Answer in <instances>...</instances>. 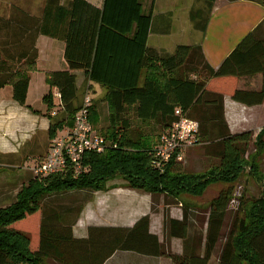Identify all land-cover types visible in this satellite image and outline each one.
Listing matches in <instances>:
<instances>
[{"label":"trees","instance_id":"obj_1","mask_svg":"<svg viewBox=\"0 0 264 264\" xmlns=\"http://www.w3.org/2000/svg\"><path fill=\"white\" fill-rule=\"evenodd\" d=\"M198 1L207 11L191 10L189 19L193 28L204 32L214 0ZM150 21V11L144 13L140 0H103L100 8L86 0L66 4L45 0L38 17L18 8L6 18L0 17V89L10 86L12 100L33 114L38 112L25 102L29 74L37 59L35 41L42 35L64 43L67 70L48 73L45 79L50 89L57 90L63 114L60 121L50 122L47 144L63 128L72 126L73 116L81 107L75 103L74 71H83L85 80L106 89L103 101L108 126L99 128V113L93 104L88 119L109 143L102 153L83 156L81 164L87 171L74 176L68 168L63 174L44 178L32 174L15 200L0 207V264H104L118 251L164 255L171 264L208 263L229 206L230 185L242 174L252 141L250 131L230 133L223 97L228 95L248 106L262 103L264 20L239 41L216 70L207 64L200 45H179L172 54L148 49ZM255 75L261 76L259 91L236 89L238 79ZM42 103L47 113L54 108L51 91L42 97ZM175 109L197 122L201 144L216 146L219 165L199 174L176 172L180 162H169L162 173L151 167V152L163 130L176 121ZM132 117L147 125L144 127L155 122L162 131L154 139L133 138ZM263 139L264 126L254 141L259 150L264 148ZM249 168L253 173L255 166ZM116 177L132 190L173 199L201 196L213 184L229 185L209 202L203 255L197 253L199 241L196 245L187 238L185 212L181 220L167 219L164 223L169 238L183 240L182 255L163 249L157 236L149 232L148 215L130 228L89 227L85 238L74 237L73 225L87 196L104 191L106 182ZM71 192L89 195L77 208L43 206L48 197ZM241 207L239 204L238 212ZM218 264H264V192L250 202L243 218L234 220Z\"/></svg>","mask_w":264,"mask_h":264},{"label":"crops","instance_id":"obj_2","mask_svg":"<svg viewBox=\"0 0 264 264\" xmlns=\"http://www.w3.org/2000/svg\"><path fill=\"white\" fill-rule=\"evenodd\" d=\"M44 1L0 0V17L6 18L14 8L24 10L30 15L38 17ZM68 1L70 0H61V3L66 4ZM86 1L97 8H100L103 3V0ZM150 4L151 21L146 47L150 50L172 54L179 45H200L207 64L213 70H216L220 66L222 61L246 34L251 32L264 20V0H214L205 30L201 32L193 28V24L189 19V13L193 10L204 12L205 14L207 8L202 1L150 0ZM178 29H181L182 34L184 30L188 31L186 43H181V36H175V31L173 32V30ZM151 42L152 45L150 44ZM35 48L37 50V59L34 71L29 74L25 103L26 106L31 107L38 113L33 114L25 107L14 102L11 97L12 90L10 86L0 89V168L3 169H15L16 166H21L31 171L32 167L40 162L48 151L47 130L50 122L63 119L62 110L59 108V100L55 101L57 107L47 113L46 107L42 103V97L50 91H53L54 94L57 92L55 88L50 89L46 84L45 79L47 74L67 70L63 57L64 43L57 39L39 35L35 41ZM73 74L75 75L77 88L76 105H79L78 103L82 100L78 96L82 83L85 84L87 92H90L88 91L89 89L91 91H100V96L97 95L95 98L92 95V104L96 106L99 113V128L103 129L104 127L105 129L108 123L105 124L106 116H101L99 106L104 107L105 105L107 108L106 103L103 101L106 89L85 80L83 71H74ZM33 78L35 79L34 82L32 81ZM260 83L261 76L255 75L251 78L238 79L235 87L242 91L256 92L261 87ZM32 95L35 99L33 103H30L29 98ZM223 109L224 119L232 134L253 130L255 135H257L264 126V99L259 105L248 106L235 102L228 95H225L223 97ZM131 120L139 122L133 117ZM102 121L105 125H103ZM64 129L59 131L58 134H61ZM145 137L146 135L142 136L143 139ZM24 147L27 149L22 154ZM27 155L29 156L27 157ZM28 165L29 168L27 167ZM117 182L118 177L107 181L104 191L91 193L90 195L87 194L89 196H87L88 199H86L82 209V212H86V216L85 218L78 217L75 221L72 229L74 237L79 239L85 238L89 227L130 228L146 215L149 216V232L151 234L154 233V230L160 228L159 226L163 223L160 216L161 213L152 214L150 211L152 195L144 192L140 194L139 191L130 188H127V191L130 193H123L121 190L126 188V186H123L126 184L125 181L121 180V184L115 186ZM107 190L111 193L109 191L103 193ZM158 196L162 197L165 195L160 194ZM0 207H3V205ZM100 207H104L105 211H101ZM157 208L162 209L160 205ZM208 214L209 209L205 211L206 219L200 226L199 232L193 236H190L187 232L189 240H194L196 245L197 241L200 242H198L199 248H197V253L200 257L203 255ZM171 218L180 220L178 216ZM162 228V242L169 245L172 254L182 255L183 240L169 238L166 236V228L163 226ZM159 242L162 243L161 240ZM214 254L215 259L212 254L208 264H218V254ZM156 258L141 256L132 252L118 251L104 264H134L138 260L142 261L145 259H147L148 264H170L166 259L162 260L158 257L157 260ZM152 259L153 261L150 262Z\"/></svg>","mask_w":264,"mask_h":264},{"label":"rangeland","instance_id":"obj_3","mask_svg":"<svg viewBox=\"0 0 264 264\" xmlns=\"http://www.w3.org/2000/svg\"><path fill=\"white\" fill-rule=\"evenodd\" d=\"M140 2L143 6L144 12L148 13L151 7L150 0H140ZM205 18L206 17H204V19ZM174 31H175L176 37H179V36L182 37V39L180 38L181 43H186L187 41L186 36H187L188 31L184 30L183 34L181 33V29L173 30V32ZM150 44L152 45V42ZM34 80L35 79L33 78L32 81L34 82ZM86 90L87 89L85 88V84L82 83V85H80V92L82 94L79 92L78 96L79 98H82V100L84 99V97L89 98L92 104L93 103L92 95L96 98L97 95L100 96V91L99 92L91 91L89 89L88 91L90 92H87ZM51 93H52V99H53V104L55 108L57 107L55 101L56 100L58 101L59 98L56 97L53 91ZM34 99L35 97L32 95L29 98V102L33 103ZM82 100L81 102L78 103L79 105H82ZM99 108H100L99 111H100L101 116L102 115L106 116V120L104 121L105 124L108 123V120H107L108 111H107L106 106L105 105L104 107L99 106ZM244 122H245V119H244ZM105 124L103 123V125ZM144 126H147V125L146 124L141 125L140 122L137 123L131 120L132 137L133 138L136 137V139H139L142 136L146 135L148 139H151V138L154 139V138H157L159 133L162 131V129L155 122H152L148 127H144ZM96 132L99 134V131H96ZM250 132L252 133V141L249 145L247 155L245 158V162L247 164L246 166H244L243 172L240 175V177L237 179V181H235L233 184L230 185L231 186V197L232 195H234L233 198L235 202L231 203L226 210L225 217L222 223V227L219 232V240L215 246V249L211 253V256L213 254L214 259H215L214 253H217L218 255L217 254L216 255L217 257H219L220 250L226 241L229 231L233 226L234 220L243 218L246 207L250 204V202L260 198L262 193L264 192V148L262 150H259L255 147L254 141H255L256 135L253 130H251ZM47 145H49V143ZM215 147L216 146L213 143L211 144L202 143L195 147H190V148L185 149L183 152V155H184L183 160L177 165L178 167L176 168V172L187 173V174H199V173H203L207 171L211 167H215L219 165V158L215 155ZM251 164L255 166V170L253 173L250 172V168H249ZM27 167L29 168V165ZM31 178H32L31 171L28 169H24L21 166H16L15 169L0 168V199H1L0 206L1 205L8 206L9 204H11L15 200V196L17 192L20 190V188L23 185H25ZM121 180L123 179L118 177V182L117 184H115V186H118V184H121ZM123 186H126V188L124 187L125 189L121 190V192L130 193L127 191V188H128L127 185L125 184ZM228 187L229 185L227 184L217 183V184L208 186L201 196L182 195L177 199H173L172 197H168V196L161 197V196H158L159 194L153 195L151 197L150 211L152 212V214L161 213L160 216L162 217V222H163L159 226L160 227L159 229L153 231L154 233H156L158 240H161V242L163 241V239H161L163 236L162 226L165 227L164 226L165 221L167 219H172L171 217H177V216L181 220L184 212L187 215L189 235L193 236L194 234L199 232L200 226L206 219L205 211L209 209V202L213 198H215L221 190H225ZM108 191L109 190L103 193H107ZM109 193L111 192L109 191ZM139 193L141 194L142 192L139 191ZM85 196H87V194L83 192L82 193L71 192V193L59 194V195H55L52 197H48V199H45V201L43 202V206L45 208H49L52 206L53 207L73 206L74 208H77L81 204L82 198H84ZM239 204H242V207L241 209H239V212H238ZM158 205L161 206L162 208L161 210L157 208ZM100 210L104 212L105 208L100 207ZM85 213L86 212L81 211L79 214L80 216L78 217L85 218L86 216ZM96 216L98 215L96 214ZM99 219H103V218H99ZM161 244L164 247L163 249H165L166 252L171 253V249L167 243L162 242ZM147 257H150V256H147ZM159 257L162 260L166 259L170 262V260L164 255L159 256ZM156 259L158 260V257ZM152 261L153 259L150 260V262ZM145 263L148 264L147 259L142 260V261L138 260L137 263H134V264H145Z\"/></svg>","mask_w":264,"mask_h":264},{"label":"built area","instance_id":"obj_4","mask_svg":"<svg viewBox=\"0 0 264 264\" xmlns=\"http://www.w3.org/2000/svg\"><path fill=\"white\" fill-rule=\"evenodd\" d=\"M55 95L59 98L57 92ZM90 105L91 100L84 97L81 107L73 116L72 126L65 128L50 141L44 159L32 167L31 171L35 177L60 175L68 168L72 170L74 176H77L87 171V168L81 164L86 153L98 154L105 150L108 141L98 134L89 122ZM174 115L177 117L176 121L163 130L151 152V167L160 173L169 162H181L185 149L201 144L197 137V122L185 117L180 109H175ZM233 197L234 195L230 198L229 205L235 202Z\"/></svg>","mask_w":264,"mask_h":264}]
</instances>
